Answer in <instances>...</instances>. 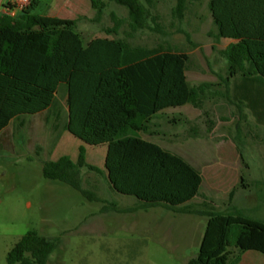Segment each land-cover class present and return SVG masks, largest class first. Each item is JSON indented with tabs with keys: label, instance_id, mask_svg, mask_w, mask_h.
<instances>
[{
	"label": "trees",
	"instance_id": "trees-1",
	"mask_svg": "<svg viewBox=\"0 0 264 264\" xmlns=\"http://www.w3.org/2000/svg\"><path fill=\"white\" fill-rule=\"evenodd\" d=\"M200 1L177 0L174 16L183 21L188 5ZM40 3L31 1L17 17L0 15V83L9 85L0 87V138L21 116L49 111L66 85L65 130L86 143L107 144L105 170L88 165L86 149L81 147L77 163L68 156L46 162V179L71 186L89 202L103 203L104 214L164 208L207 218L200 252L187 264H239L246 252L264 255V222L243 216L233 206L235 191L230 193L231 206L226 211L216 210L207 199L193 203L202 197V173L181 156L142 138L155 117L168 109L192 105L203 110L214 85L191 86L189 57L172 48L133 47L121 38H96L85 44L78 20L38 15ZM91 3L97 20L109 3L128 10L127 18L112 14L114 26L106 30L108 34L118 36L124 25L130 29L128 37L145 30L162 32L153 12L158 0ZM208 6L216 42L232 41L221 52L228 63L225 83L229 87L232 79L241 77L247 86L236 103L219 92L216 95L228 98L241 112L247 103L258 113L252 87L264 86V0H209ZM6 7L10 9L11 4ZM181 32L191 42V35ZM209 124L213 130L215 122ZM84 168L105 175L113 191L134 197L136 205L121 208L85 189ZM56 249L55 240L30 231L9 252L7 263L48 264Z\"/></svg>",
	"mask_w": 264,
	"mask_h": 264
},
{
	"label": "rangeland",
	"instance_id": "rangeland-1",
	"mask_svg": "<svg viewBox=\"0 0 264 264\" xmlns=\"http://www.w3.org/2000/svg\"><path fill=\"white\" fill-rule=\"evenodd\" d=\"M91 1L41 0L35 13L78 20L85 44L96 38H121L133 47L162 46L186 54L190 85H214L204 109L197 112L201 118L195 124L186 118L173 125L169 120L177 113L170 110L152 124L150 132L174 142L164 145L188 153L195 127L202 142V157L195 164L204 178L198 202L207 199L216 210L226 211L231 206L230 193L235 191L233 206L243 216L264 222V96L258 113L247 103L241 112L226 98L237 102L232 90L239 80L232 79L229 87L225 83L228 63L221 54L224 43L214 38L209 0L190 3L183 21L173 13L177 0H158L153 12L162 32L145 30L134 37H128V25L118 36L106 32L114 26L113 13L128 17L126 8L109 3L97 20ZM181 31L191 35V42ZM0 87L9 85L0 83ZM67 94L68 87L62 85L49 111L21 116L0 138V264H8L9 252L30 231L57 242L48 264H187L197 257L207 218L176 216L161 209L136 215L103 214V203L89 202L71 186L45 178L46 162L68 156L77 163L81 147L86 149L88 165L105 170L107 144H89L65 130ZM209 121L215 122L213 130ZM144 137L151 138L149 133ZM82 178L83 187L100 199L121 208L136 205L134 197L113 191L105 175L84 168ZM173 219L178 221L171 225ZM148 229L154 234L147 235ZM169 229L174 234L166 236Z\"/></svg>",
	"mask_w": 264,
	"mask_h": 264
},
{
	"label": "crops",
	"instance_id": "crops-1",
	"mask_svg": "<svg viewBox=\"0 0 264 264\" xmlns=\"http://www.w3.org/2000/svg\"><path fill=\"white\" fill-rule=\"evenodd\" d=\"M7 4L8 3L5 2L4 0H0V15H2L4 13H9L8 12L9 9L6 7ZM221 42L224 43L223 49H226L230 45V43H232V41H230V40H222ZM233 80L234 81L239 80V83L234 85V89L232 90L233 97L234 98H243L244 97V91L247 90V86L244 85V79L241 77H236ZM252 89H253V92L255 93L257 105L259 107L260 101H261L262 97L264 96V86H262L261 84L258 83V84H255V86L252 87ZM170 110H172L174 112L176 111V113H177V115H173L172 118L169 120V123L173 124V125H180V124L184 123L186 118L190 120V123L195 124V122L201 118V113H199V114L197 113L198 111H202L201 109H197V108L193 107L192 105H186L183 107L172 108V109H168V110L164 111L163 113H161L155 117V119L153 120V124L161 116L167 114V112ZM193 130H196L195 127L193 128ZM149 135L151 137L150 139L144 137V134H142V138L146 141L158 144L162 148H164V149H166V150H168L174 154L181 156L189 164H191L193 167L198 169L195 162L198 161L202 157V142H201L200 138H198L199 136H196L195 134L191 135L192 139L189 143V146L191 147V151L188 150L189 152L187 153L186 151L180 152L176 148L164 145V142L168 145H173L174 142L171 140H167V141L163 140L161 138L163 136L160 133L152 131V132H149ZM203 182H204V180H203ZM202 187H203V185H202ZM201 194H202V188H201ZM199 198H201V197H199ZM199 198H197L193 203L199 204V202H198ZM155 209H161V210L167 211V212H169L173 215H176V216L182 215V214H175V213L168 211L164 208H153V209H150L148 211H139L137 213H133V214H129V215H136V214L141 213V212L148 213L149 211L155 210ZM186 216H193V215H186ZM196 217H198V216H196ZM174 218H176V217H174ZM177 221H178L177 219H173L170 223H171V225H174V223H176ZM137 232H140V231H137ZM165 232H166L165 233L166 236H168L167 234H169V235L174 234V231L172 229H169L168 231H165ZM146 234L147 235H153L154 234L153 229H148L146 231ZM239 264H264V255L261 253L255 252V251L246 252L245 254L242 255L241 261L239 262Z\"/></svg>",
	"mask_w": 264,
	"mask_h": 264
},
{
	"label": "built area",
	"instance_id": "built-area-1",
	"mask_svg": "<svg viewBox=\"0 0 264 264\" xmlns=\"http://www.w3.org/2000/svg\"><path fill=\"white\" fill-rule=\"evenodd\" d=\"M31 1L32 0H10L11 8L8 14L12 17H17L30 5Z\"/></svg>",
	"mask_w": 264,
	"mask_h": 264
}]
</instances>
